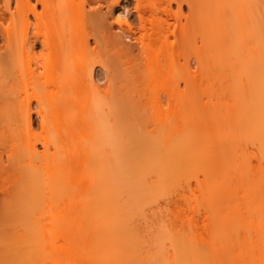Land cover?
<instances>
[{
    "label": "bare ground",
    "instance_id": "bare-ground-1",
    "mask_svg": "<svg viewBox=\"0 0 264 264\" xmlns=\"http://www.w3.org/2000/svg\"><path fill=\"white\" fill-rule=\"evenodd\" d=\"M0 114V264H264V0H0Z\"/></svg>",
    "mask_w": 264,
    "mask_h": 264
},
{
    "label": "rangeland",
    "instance_id": "rangeland-1",
    "mask_svg": "<svg viewBox=\"0 0 264 264\" xmlns=\"http://www.w3.org/2000/svg\"><path fill=\"white\" fill-rule=\"evenodd\" d=\"M175 8L177 6L175 5ZM185 11H188V7H185ZM8 24V23H6ZM157 93H154L151 89L140 91V112L137 117H140V130L142 131L143 124L150 118L153 107V100ZM162 100L165 105V109L169 106V100L166 94H162ZM51 136L50 130L44 129L37 117L35 116V124L33 130H30L24 121L17 117H9L0 114V150L10 151L12 148L20 145V148L24 150V143H37L40 148L42 147V141L44 137ZM0 181V185H1ZM164 203V201H163ZM10 201L4 202L0 199V247L5 246V241L8 242L11 234L17 233L19 229L13 226L9 216L4 215L8 211V205H11ZM201 219V217H200Z\"/></svg>",
    "mask_w": 264,
    "mask_h": 264
}]
</instances>
